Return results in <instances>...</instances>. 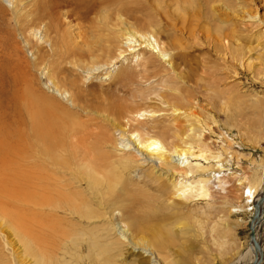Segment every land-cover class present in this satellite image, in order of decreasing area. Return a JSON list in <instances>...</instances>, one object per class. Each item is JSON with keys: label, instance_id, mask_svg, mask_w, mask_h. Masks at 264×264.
I'll return each mask as SVG.
<instances>
[{"label": "bare ground", "instance_id": "6f19581e", "mask_svg": "<svg viewBox=\"0 0 264 264\" xmlns=\"http://www.w3.org/2000/svg\"><path fill=\"white\" fill-rule=\"evenodd\" d=\"M7 1L12 9L0 5V17H8V25L21 26L19 32L35 58L28 60L25 44L10 52L0 47V264H77L66 255V245L77 240L94 253L93 261L83 264H153L143 253L136 258V249L149 251L157 264H193L187 256L179 260L176 243L181 237L170 226L182 209L189 211L195 202L209 198L212 178L144 193L119 170L136 163L129 153L118 155V137H127L137 150L171 171L178 167L170 156H194L195 149L199 157L211 156L222 167V155L211 154L198 123L191 119L188 127L178 125L183 116L187 121L195 92L186 84L193 81L201 90V83L209 80V63L187 64L185 51L201 42L230 67H249L242 33L233 22L245 0ZM137 9L149 12L163 28L134 30L129 18ZM34 29L43 35L47 49L29 40L27 33ZM133 41L138 45L127 48ZM126 54L132 58L109 73L108 91L97 97L92 93L93 100L86 101L82 80L74 75L116 67ZM262 65L253 78L264 77ZM42 82L54 92L69 94L74 110L49 95ZM149 100L159 106L139 108ZM171 100L175 103L170 105ZM80 111L88 115L83 122L77 119ZM161 116L167 121L161 122ZM181 174L193 177L194 168ZM148 178L159 183L162 173ZM216 181L222 189V178ZM259 183L264 184V175ZM259 183L239 181L253 202ZM263 196L264 188L258 200ZM258 211L255 239L236 264L264 258V203ZM115 215L127 228L128 240L116 237Z\"/></svg>", "mask_w": 264, "mask_h": 264}, {"label": "rangeland", "instance_id": "374dc122", "mask_svg": "<svg viewBox=\"0 0 264 264\" xmlns=\"http://www.w3.org/2000/svg\"><path fill=\"white\" fill-rule=\"evenodd\" d=\"M0 5L8 11L12 9L11 3L7 0H0ZM130 16L129 23L135 26V28L133 27L134 30H146L149 26L150 29L153 27L154 30L163 28L160 22L156 24L149 12L137 9ZM7 18L0 17V47H4L10 52L18 45H26V43H24V36L19 32L21 26H16L15 23L8 25ZM233 22L236 24V29L242 33L240 43L244 48V53L249 54V60L245 64V66L249 64V67H230L222 61V57L211 54L212 51L209 47L201 44V42L186 50L187 64L195 66L196 64L209 63V80H207L208 83L206 81L201 83L204 87V89L199 87L201 90H196L197 87L193 81L186 84V86H192L195 92L191 100V107L188 112L186 111V114L189 115L186 118L187 121H183V116L179 119L182 122L180 121L178 124L188 127L191 119L194 124L198 123L202 140L207 144L211 154L222 155V167L219 168L215 163L216 161L211 160V156L199 157L198 151L195 149L192 150L194 156H170V162L178 167L177 170L171 171L137 150L127 137H118L117 143L120 151L118 155L129 153L132 155L131 158L136 160H134L136 165L133 168L129 170L119 168V170L128 174L137 188L144 193L153 191L160 186H167L172 190L173 183L189 184L201 178L208 180L212 178L209 198L195 202V206H190L189 211L182 209L173 221L175 226H170L174 228V235L182 238H179L176 243V250L182 254L179 260L183 261L184 256H187L192 258L193 264H236L249 252L252 243L251 225L256 210L255 200H258L264 188V184L259 183V178L264 175V77L262 74L253 78L256 68L264 64V0H245L242 13ZM38 30L34 29L33 32L27 33L29 40L47 49V45L42 39L43 35ZM169 34L172 33L169 32ZM126 44L128 45L127 48L138 45L134 41ZM29 48L28 46L27 58L30 62H34V52H30ZM136 49L138 50L139 47ZM126 55V58L121 60L116 67H95L91 71L80 70L74 75L79 81L82 80L80 84L82 87L84 86V99L86 101L93 100L92 93H95L97 97L108 91L112 82L109 73H115L125 63L126 65L129 64L127 60H131L132 56ZM162 60L161 63H164ZM167 66L169 67V65ZM41 86L49 95H54V98L60 99L59 101L65 107L70 106V109L74 110L72 102L69 100V94L61 95L54 92L47 85L44 86V82ZM171 101L170 105L174 102ZM158 104L156 100H149L146 105L138 104V106L140 109L151 110L156 109ZM79 113L78 121H85L88 115L81 111ZM192 113H196L197 117L193 118ZM182 115H176V117L179 118ZM165 116L159 118L162 120L161 122H165ZM167 118L169 119L170 116L167 115ZM115 154L117 155V153ZM191 166L194 168L195 175L183 177L181 172L188 170ZM156 171H159V174L162 173L159 183L148 178L150 174ZM218 178H222L224 182L222 189L216 181ZM239 181L251 183L258 181L260 185L256 186L255 189V196H258L254 202L252 201V194H248V191L243 193ZM117 218L115 215L113 222L115 235L118 239L128 240L129 232L119 223ZM77 232L78 229L75 233ZM260 238H262L261 243L264 244L263 225L260 227ZM189 248H194V251L188 253ZM66 251H68L66 255L70 258L71 263L83 264L93 261L94 253L90 254L88 250H85L84 242L81 240L68 243ZM139 253L149 256L152 263L157 264V260L153 259L155 256L149 251L136 249L134 256L140 258L136 255ZM262 264H264V258Z\"/></svg>", "mask_w": 264, "mask_h": 264}, {"label": "water", "instance_id": "95a60500", "mask_svg": "<svg viewBox=\"0 0 264 264\" xmlns=\"http://www.w3.org/2000/svg\"><path fill=\"white\" fill-rule=\"evenodd\" d=\"M264 203V196L261 197L256 203H255V214H254V218L253 220H255V227L254 229L252 228V225H251V241H253L255 239V229L256 227L258 226L259 222H260V216H259V211H258V208L260 206V204ZM261 256L263 257V250L261 251ZM254 264H262L261 261H255Z\"/></svg>", "mask_w": 264, "mask_h": 264}]
</instances>
